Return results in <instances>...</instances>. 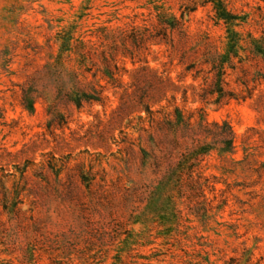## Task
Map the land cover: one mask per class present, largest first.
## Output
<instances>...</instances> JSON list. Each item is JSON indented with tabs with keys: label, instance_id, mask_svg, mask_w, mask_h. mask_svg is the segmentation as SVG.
Returning <instances> with one entry per match:
<instances>
[{
	"label": "rangeland",
	"instance_id": "obj_1",
	"mask_svg": "<svg viewBox=\"0 0 264 264\" xmlns=\"http://www.w3.org/2000/svg\"><path fill=\"white\" fill-rule=\"evenodd\" d=\"M193 1L0 0V264H264V57L228 69L249 96L207 103L186 66L225 51L213 5L185 15L186 42L155 36ZM224 1L243 37L264 36V0ZM72 72L102 101L77 107ZM146 105L194 129L184 146ZM186 144L209 148L161 184Z\"/></svg>",
	"mask_w": 264,
	"mask_h": 264
},
{
	"label": "trees",
	"instance_id": "obj_2",
	"mask_svg": "<svg viewBox=\"0 0 264 264\" xmlns=\"http://www.w3.org/2000/svg\"><path fill=\"white\" fill-rule=\"evenodd\" d=\"M205 5L211 3L213 5V9L215 11V17L217 20L222 21L226 25V33H227V42L226 48L224 52L214 51L210 54L206 55L201 59H193L190 61L187 66V71H193V76L201 77L203 81V92L201 94L203 99H206L207 103H220L225 99H244L245 97L251 94L250 90H247V95H243L241 92H237L234 89L228 87L229 82L227 80L228 77V69H235L236 63L234 62L235 58H238V62H243L244 59L240 56V52L249 51L254 56H263L264 57V36L260 38H256L252 35H248V38L242 36V34L236 29L237 26L240 25L239 17L233 14L230 10H228L227 5L224 0H201V1H193L191 3L192 7H186L182 13L180 18L176 16H167L166 14H160L159 16V32L155 34V36H162L163 38H167L169 36V32L175 33L178 32L180 35L179 42H186V33L184 30V17L185 15L194 10L198 4ZM162 32V33H161ZM69 39L65 38L62 45L61 51L71 50ZM76 53L80 56V63L83 66L84 62L88 58L87 51L82 48V46H76ZM187 52L183 51L182 57L186 58ZM108 75H111V71L106 72ZM76 81H74L72 86V91L70 93V100L77 105V107H82L85 103H91L94 101H102L101 90H98L94 84L91 82H85L82 80H78L77 77L80 75L79 73L72 72ZM146 113L149 116L150 123L152 125H156L157 128H162L163 125H168V129H172V133L174 135L172 142L175 146H184V144L188 141V135L194 130L189 127V125L183 121L181 115H178L176 120L167 119L159 120L154 116L153 110L149 107V105L145 106ZM157 110L156 112H158ZM185 123L182 127L181 123ZM217 126V124H213ZM222 131L218 134V143L222 146L224 151H230L233 146L234 141V133L231 129V126L224 122L221 125ZM156 131V130H155ZM154 136H152V140L155 145L158 144V139L154 140ZM196 140V139H194ZM199 146V147H198ZM194 145V147H189L186 144L184 147V151L182 156L179 158L177 165L174 169H167V172L164 174L165 176L162 178L161 184L164 182H168L169 178L172 177L173 173H177V176L180 177L182 175L183 170H180V167L184 169L183 166L185 164L195 165L198 160V156L207 152L208 148H203L200 145ZM152 152V151H151ZM150 156V155H149ZM158 159V158H157ZM163 157H159L157 160V168L163 167L165 162L163 161ZM179 167V169L177 168Z\"/></svg>",
	"mask_w": 264,
	"mask_h": 264
}]
</instances>
